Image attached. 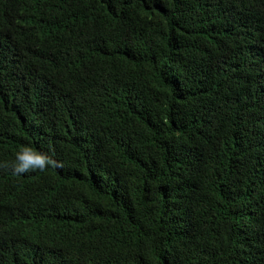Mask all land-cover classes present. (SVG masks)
<instances>
[{"label": "trees", "instance_id": "trees-1", "mask_svg": "<svg viewBox=\"0 0 264 264\" xmlns=\"http://www.w3.org/2000/svg\"><path fill=\"white\" fill-rule=\"evenodd\" d=\"M0 165V264H264V0H0Z\"/></svg>", "mask_w": 264, "mask_h": 264}, {"label": "clouds", "instance_id": "clouds-1", "mask_svg": "<svg viewBox=\"0 0 264 264\" xmlns=\"http://www.w3.org/2000/svg\"><path fill=\"white\" fill-rule=\"evenodd\" d=\"M2 166V165H0ZM60 164L47 151H41L30 144L22 146L16 153L11 164L16 175H25L36 171H45L49 167H61Z\"/></svg>", "mask_w": 264, "mask_h": 264}]
</instances>
